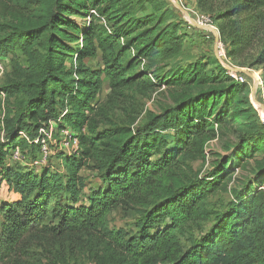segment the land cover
Listing matches in <instances>:
<instances>
[{"label": "trees", "instance_id": "16d2710c", "mask_svg": "<svg viewBox=\"0 0 264 264\" xmlns=\"http://www.w3.org/2000/svg\"><path fill=\"white\" fill-rule=\"evenodd\" d=\"M192 1L215 24L228 62L260 71L264 102V0ZM0 5V58L9 57L0 92L21 102L0 141V174L17 194L0 205V264H264V123L247 75L232 79L213 54L178 61L188 34L165 0ZM138 87L162 88L170 102L140 123ZM49 121L68 128L78 149H57L58 169L51 159L8 163L15 146L37 156V144L18 136L32 141ZM229 128L236 139L205 173L194 170L190 162ZM82 170L101 185L84 193ZM239 172L248 174L230 200L210 207ZM118 205L139 214L133 234L102 223Z\"/></svg>", "mask_w": 264, "mask_h": 264}, {"label": "rangeland", "instance_id": "374dc122", "mask_svg": "<svg viewBox=\"0 0 264 264\" xmlns=\"http://www.w3.org/2000/svg\"><path fill=\"white\" fill-rule=\"evenodd\" d=\"M167 7L170 8L174 14L177 20L182 22V28L187 32L188 36L184 40V48L181 53V55L178 58V61H181L185 63L186 61L192 60L196 57H199L201 54H213L216 56V47H217V41L219 38L216 39L213 38V36L206 32L204 28L208 30L210 29V26H204L205 23H213L211 22L210 18L207 17L204 14H201L197 11L195 8V5H193L192 0H165ZM178 4L177 5H175ZM1 4V0H0ZM2 7L0 5V19L4 20L2 16ZM203 16V17H201ZM190 18L194 21H191ZM184 19L190 20L192 25L187 24ZM209 20V22H208ZM196 21H201L204 25H200L201 23ZM215 25L214 23L212 24ZM203 28V29H202ZM216 29V27H213ZM217 32V29H216ZM215 50V51H214ZM217 57V56H216ZM98 59V58H97ZM9 60V57H6V60L3 61V65L6 66L7 61ZM86 63L89 65H94L98 63L95 58L87 59ZM9 65V63H8ZM232 65V64H231ZM238 69L239 67L232 65V68ZM8 68V66H7ZM6 70V67L4 68ZM249 75L246 77V80L249 82L250 85V94L249 98L251 100V103L253 106L257 109V111H260L264 114V109L259 107V104L264 106V102L262 101V92L259 90L262 86V81L260 78V71L254 70V69H247L244 68ZM7 71V70H6ZM104 79V78H103ZM8 80V75L3 74L0 76V86L4 84ZM109 92V88L107 83L105 82L102 84L101 91L98 94V98L100 101H105L106 96ZM136 99L135 103L137 108H141V112L137 117V122H142L145 118V111L148 112H158L159 104H169V100L166 97L164 93H162V88L158 89H139L135 94ZM118 104L113 105V114L114 116H120V109ZM21 110V102H20V96H18L16 99L13 97L5 98L4 93L0 92V141H3L7 130L9 128V125L12 124L14 120V115ZM229 131H225L224 134L215 140L210 141L207 144V152L205 159H198L195 161H191V165L194 168V170L199 171L201 174L205 173L209 168L211 167V162L215 159L216 154H222L224 152L225 145L229 144L230 142H233L236 139V132L232 130L231 128L228 129ZM27 132V131H26ZM18 138H21V135L18 136ZM23 138V137H22ZM63 139H61V136L58 133L53 134L51 137V143H49V148L51 149L53 155L50 160V164L52 165L53 169H58L60 167V164H58L57 158L55 157L56 150L61 148L63 145L62 143ZM52 169V168H51ZM83 175L86 176L85 178V188L84 193L88 192V189L90 187H99L101 185V180L97 173L95 172H88L86 170H82L81 172ZM247 172H239L238 174H235L232 176L231 180L227 184V190L218 192L214 197H212L209 200L210 207L217 208V205L219 203H227L230 198L231 194L229 192L230 188L236 186L237 180L239 178H244L245 175H247ZM17 194L12 193L8 190L7 183L5 179H2V175L0 174V205L4 201L13 200ZM139 206V205H137ZM141 207V206H140ZM136 209H129L128 207L124 208L123 206H115L113 208H110L107 212L105 217L102 220V223L107 226L109 229H117L122 228L127 234H133L135 232L134 228V222L136 218H138V213L134 212ZM1 219V216H0ZM29 242L32 243V248H37V241L33 239H29ZM21 260V262H28ZM84 264H91L88 261L84 260Z\"/></svg>", "mask_w": 264, "mask_h": 264}, {"label": "built area", "instance_id": "2783aa9c", "mask_svg": "<svg viewBox=\"0 0 264 264\" xmlns=\"http://www.w3.org/2000/svg\"><path fill=\"white\" fill-rule=\"evenodd\" d=\"M203 17V16H201ZM184 21L192 25L190 20L184 19ZM198 22L201 23V21H196L195 23L198 24ZM209 22V20H208ZM204 23V22H203ZM201 23L200 25H204ZM204 26H210V31L214 32L216 29H214L213 25L211 23L206 24ZM217 49H216V56L219 62L223 67H225L227 74L236 81H243L245 78L235 69L232 68V65L228 62L226 55H225V48L223 43L220 41V39L217 41ZM6 60V57L0 58V76L6 73L7 66L9 63V60L7 61L6 66L3 65V61ZM6 67V70L4 69ZM259 113V112H258ZM259 118L261 122L264 123V117H261L259 114ZM58 133L61 136V139H63L61 146L62 150H65L67 152H75L78 149V140L75 135L72 134V132L68 128L58 129L57 124L54 121H49L48 123L41 125L38 127L37 133L35 135V138L30 141L27 134L25 132H20L21 137L25 138L28 142H33L37 144L38 146V153L37 156L34 159H28L23 152L21 151L19 146H15L9 151L7 161L8 163H19V164H27L31 167L39 168L45 164L48 163V161L51 159L53 153L51 149L49 148V143H51V137L53 134Z\"/></svg>", "mask_w": 264, "mask_h": 264}, {"label": "water", "instance_id": "95a60500", "mask_svg": "<svg viewBox=\"0 0 264 264\" xmlns=\"http://www.w3.org/2000/svg\"><path fill=\"white\" fill-rule=\"evenodd\" d=\"M175 5L178 6V4H176V3H175ZM190 20L193 21L191 18H190ZM193 22H194V21H193ZM214 33H215V35H216V37H217V39H218V33L216 32V30L214 31ZM224 68H225V67H224ZM235 70L238 71V72H244V73L248 74L245 70H243V69H241V68H238V69H235ZM248 75H249V74H248ZM259 107L262 108V109H264V106L261 105V104H259Z\"/></svg>", "mask_w": 264, "mask_h": 264}, {"label": "crops", "instance_id": "0c3cea01", "mask_svg": "<svg viewBox=\"0 0 264 264\" xmlns=\"http://www.w3.org/2000/svg\"><path fill=\"white\" fill-rule=\"evenodd\" d=\"M193 5H194V2H193ZM202 29H203V28H202ZM204 29H205L206 32H209V33L213 36V38L216 39V35H215L214 32H212V31H210V30H208V29H206V28H204ZM217 33H218V32H217ZM218 38H219V35H218ZM214 51H215V50H214ZM241 73H243V74H245V75L248 76V74H246V73H244V72H241Z\"/></svg>", "mask_w": 264, "mask_h": 264}, {"label": "bare ground", "instance_id": "6f19581e", "mask_svg": "<svg viewBox=\"0 0 264 264\" xmlns=\"http://www.w3.org/2000/svg\"><path fill=\"white\" fill-rule=\"evenodd\" d=\"M258 112H259V114H260L261 117H264V114L263 113H261L260 111H258Z\"/></svg>", "mask_w": 264, "mask_h": 264}]
</instances>
